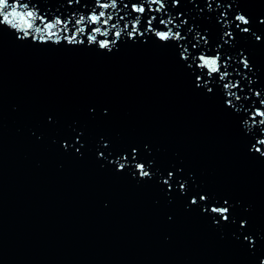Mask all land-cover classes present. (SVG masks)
<instances>
[{
    "label": "water",
    "instance_id": "obj_1",
    "mask_svg": "<svg viewBox=\"0 0 264 264\" xmlns=\"http://www.w3.org/2000/svg\"><path fill=\"white\" fill-rule=\"evenodd\" d=\"M8 3L19 15L0 23V264H261L264 0H163L144 13L139 0ZM169 29L180 38L155 35ZM200 56H219L220 72Z\"/></svg>",
    "mask_w": 264,
    "mask_h": 264
},
{
    "label": "snow or ice",
    "instance_id": "obj_2",
    "mask_svg": "<svg viewBox=\"0 0 264 264\" xmlns=\"http://www.w3.org/2000/svg\"><path fill=\"white\" fill-rule=\"evenodd\" d=\"M145 2L148 3V10L151 11V3H156V4H159L160 5V8L162 9L164 7V3H163V0H139V6H137L136 4H133L132 5V10L134 12H137V13H144L146 11L145 9ZM181 2V0H172V3L173 4H179ZM109 5L105 4L104 7H108ZM112 7H115V0H113V3L111 5ZM208 7L211 8V4H208ZM217 7L219 8L220 5L218 4ZM8 8H11V11H7ZM227 8L228 9H231L232 8V4H228L227 5ZM0 12L4 13V14H0V21H5L7 23H12V21L9 19V17H15L17 15H19V13H17L15 7H12L11 5H9L8 3V0H0ZM27 15L29 17H31L33 15L32 12H27ZM104 16V13L101 12L99 15H93L90 19L92 21H99L100 18ZM139 17H136L135 20H136V23L139 22ZM151 19H154V18H150L149 19V29L148 30H153L151 29ZM236 19H238L239 21H241L243 24H248L249 21L245 18V15H238L236 17ZM163 23V21H161ZM171 21H168V23H170ZM183 23H187V21H182ZM104 23H107V21H104ZM261 23H264V20L261 21ZM236 27L241 31V32H248L249 29L248 28H241L239 24L236 25ZM96 32H100L101 29L100 28H96L95 29ZM129 36H135L137 34V30L135 29V27L129 31L127 33ZM104 35H107V33H104ZM120 35L119 32L116 33V36L118 37ZM139 35L142 37L144 35V33H139ZM155 35L161 40V41H169V40H176V39H179V33H176V32H172L170 29L167 30V31H156L155 32ZM225 36H228L230 37L231 36V33H228L226 32L224 34ZM256 40L257 41H260L261 40V36L259 35H256ZM91 41H94V42H97L99 44V46L101 48H107L109 51H111V48L109 47V44L112 43L114 44L115 41H108V40H103V41H97L96 40V37L95 36H92L91 37ZM225 43H227L228 41L225 40L224 41ZM242 57H243V53L240 54ZM184 59L186 60L187 57H184ZM199 59L202 61L200 67H206L210 73H218L220 72V65H219V56H217L216 58H207L205 56H200ZM230 59V57H229ZM242 63L244 64V67L245 68H248V63H247V58L244 57L243 60H242ZM190 67V66H189ZM223 75V74H222ZM199 80V77H197V81ZM196 86L199 88V87H203L207 90V92L209 94L212 93V88L208 87V81L205 80L203 82V84L197 82L196 83ZM229 95H234L232 93H229ZM256 95H259V93H256ZM237 100L239 99V97H235ZM223 103L224 105L226 106V108L230 111L233 112V109L235 108V105L232 104V101L231 100H228V99H225L223 100ZM260 104L261 105H264V100H261L260 101ZM255 115H258L260 117H264V110H255ZM261 123H264V120H261L260 121ZM77 140H79V137H77ZM258 143L264 145V140H261V141H258ZM65 146L67 147V144H65ZM105 147H107V144L105 143ZM252 149L255 151V152H259L262 156H264V152L260 151L259 149L255 148V145L254 143L252 144ZM77 151H79V149H76ZM99 155L101 157H104L105 156V153L103 151H101L99 153ZM137 158V149L133 148L131 150V160L132 161H135ZM121 159H123V163L121 162ZM129 155H121V156H118V159L114 162L115 165L117 166L118 170H124L125 169V166L126 164L129 165ZM112 162V161H111ZM113 163V162H112ZM135 168L139 171V175L144 178V177H150L152 175V173L149 171V170H145L144 168V163H137L134 165ZM167 179H162V183L165 184V185H168V188L169 189H172L173 185L171 183H169V180L172 179L173 177V172H168L167 174ZM179 188L181 189L182 192H184V182H181L179 184ZM186 194V193H185ZM208 197L206 195H200L199 196V200L201 201H207ZM191 203L192 204H197L198 201L195 197H192L191 198ZM225 203H227V201H225ZM228 207H219V208H216V207H213L211 206L210 208V211L211 212H218L219 215L223 218V220L225 221H228L229 220V215H225V213L228 212ZM203 211L204 212H208L209 211V208L205 205L204 208H203ZM217 223H219V221H217ZM246 224V221H241V226H244ZM245 240H250V237L249 236H245L244 237Z\"/></svg>",
    "mask_w": 264,
    "mask_h": 264
},
{
    "label": "clouds",
    "instance_id": "obj_3",
    "mask_svg": "<svg viewBox=\"0 0 264 264\" xmlns=\"http://www.w3.org/2000/svg\"><path fill=\"white\" fill-rule=\"evenodd\" d=\"M0 14H4V13L0 12ZM0 23H7V22H5V21H0ZM261 264H264V260L261 261Z\"/></svg>",
    "mask_w": 264,
    "mask_h": 264
}]
</instances>
